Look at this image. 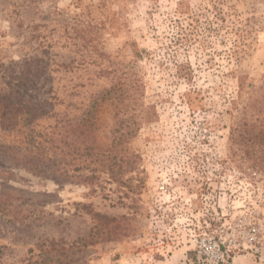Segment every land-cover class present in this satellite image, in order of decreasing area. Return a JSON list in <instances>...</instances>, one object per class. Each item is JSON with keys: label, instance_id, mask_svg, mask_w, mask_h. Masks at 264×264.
I'll use <instances>...</instances> for the list:
<instances>
[{"label": "rangeland", "instance_id": "rangeland-1", "mask_svg": "<svg viewBox=\"0 0 264 264\" xmlns=\"http://www.w3.org/2000/svg\"><path fill=\"white\" fill-rule=\"evenodd\" d=\"M131 83L139 165L89 179L65 140L92 111L108 151L101 96ZM263 125L264 0H0V264L53 239L65 264H215L197 242L210 237L221 264H264ZM38 141L43 172L19 158ZM91 211L121 233L84 245Z\"/></svg>", "mask_w": 264, "mask_h": 264}, {"label": "trees", "instance_id": "trees-1", "mask_svg": "<svg viewBox=\"0 0 264 264\" xmlns=\"http://www.w3.org/2000/svg\"><path fill=\"white\" fill-rule=\"evenodd\" d=\"M134 87L135 86L131 83L126 89L122 90V92H119L121 89L113 87L103 92L101 96L102 99L112 100L114 107V124L111 130L110 148L108 151H103L101 149L98 136L95 132L97 124L96 115L92 113L90 116V111L86 112V116L80 119L81 124L77 126L79 132L76 134V129L74 130L73 140L70 142L65 140L68 150H64L63 148V155H70L73 159L89 160L90 164L93 163L95 165L92 168V173L88 176L89 179L98 178L100 177V173H106L112 181L118 182L123 179L125 174L136 170L139 165L141 160L140 155L131 147V142L136 137L142 121L136 115L131 116L126 114L128 109L126 103L131 99L132 94H130V91L133 90ZM94 106L95 104H93L92 107ZM30 122L31 121H27L26 124L28 125ZM32 123H34V121ZM258 133V135L264 139V125L260 128ZM28 141L35 142L32 137ZM43 148H45V146L38 141L35 152L32 150H30L28 154L24 152L19 158L22 159L23 164L34 162L33 171L43 172L44 168L40 167V165H44ZM36 159L38 162H35ZM96 172L98 174H95ZM11 198L12 196L9 194H0L1 214L7 215L11 213L7 205L9 199L11 202L13 201ZM13 213L14 212H12V214ZM92 217L96 222L94 227L95 234L91 233L88 238H84V245H93L103 240H114V238H116L114 235H116V233H121L120 224L115 217L96 211L92 212ZM41 244V246L48 248L41 250L36 257L28 261V264H65L58 251L53 253V248H56L59 244L58 241L53 239L46 244L45 240L42 241Z\"/></svg>", "mask_w": 264, "mask_h": 264}, {"label": "built area", "instance_id": "built-area-1", "mask_svg": "<svg viewBox=\"0 0 264 264\" xmlns=\"http://www.w3.org/2000/svg\"><path fill=\"white\" fill-rule=\"evenodd\" d=\"M255 232V229H253ZM249 240H255V234L249 236ZM202 252L210 261L215 264H221L226 261L228 257L227 251L224 249L223 243L216 240L214 237L200 238L197 240Z\"/></svg>", "mask_w": 264, "mask_h": 264}]
</instances>
